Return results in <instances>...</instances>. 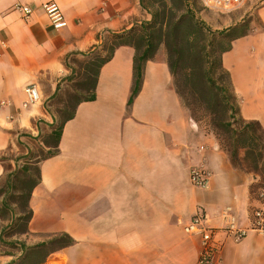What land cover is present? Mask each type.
<instances>
[{"label": "crops", "instance_id": "obj_1", "mask_svg": "<svg viewBox=\"0 0 264 264\" xmlns=\"http://www.w3.org/2000/svg\"><path fill=\"white\" fill-rule=\"evenodd\" d=\"M46 2L58 4L65 26L50 24ZM17 3L32 13L24 17L14 10ZM254 15L258 28L232 40L221 58L240 117L264 129V1ZM147 20L140 0H0V102L10 103L0 107V181L47 150L41 140L57 124L55 97L73 80V59ZM134 53L131 46L115 49L100 68L95 99L76 106L58 153L39 163L28 233L16 244L34 246L61 233L74 239L44 264H196L201 240L183 226L199 213L214 229V264H264V232L252 225L264 198L250 195L252 174L233 167L214 137L198 131L163 49L145 62L128 105ZM32 83L41 99L23 108L24 87ZM200 164L211 173L203 189L189 180ZM232 222L244 231L239 240L225 231ZM20 255L0 252V264Z\"/></svg>", "mask_w": 264, "mask_h": 264}, {"label": "trees", "instance_id": "obj_2", "mask_svg": "<svg viewBox=\"0 0 264 264\" xmlns=\"http://www.w3.org/2000/svg\"><path fill=\"white\" fill-rule=\"evenodd\" d=\"M188 3L189 0H140L142 9L146 13L150 11V20L142 21L128 32L108 35L84 59H73L76 69L72 81L75 82L68 96L74 99L71 111L41 140L47 150L41 149L34 159L25 161L0 181V244L5 243L3 238L28 233L32 218L29 200L40 182L39 163L58 153L64 123L74 116L80 102L95 99L100 68L120 46H131L135 51L134 84L128 105L139 91L145 62L153 60L162 47L175 91L190 119L197 127L205 120L232 166L257 178V185L252 182L249 191L252 197L261 199L259 194L255 196V188L264 191V129L258 122L240 117L231 78L221 58L222 53L230 49L232 40L249 31L232 34L236 26L229 33H215L196 19ZM215 34H219L221 40L214 42ZM14 207L20 208L19 211ZM5 221L8 223L3 226ZM74 243L72 237L61 233L34 246L23 242L6 244L12 248L16 245L21 251L19 258L9 264H44L49 255Z\"/></svg>", "mask_w": 264, "mask_h": 264}, {"label": "built area", "instance_id": "obj_3", "mask_svg": "<svg viewBox=\"0 0 264 264\" xmlns=\"http://www.w3.org/2000/svg\"><path fill=\"white\" fill-rule=\"evenodd\" d=\"M243 1L244 0H201V3L209 10L230 12L238 8ZM42 7L50 24L54 28L65 26L66 22L64 15L57 3L46 2ZM14 10L20 12L24 17H28L32 13V9L29 6L20 3L14 5ZM24 95L25 100L22 103L23 108L38 103L41 99L39 88L34 83L24 87ZM9 105V102H0V107ZM210 176V171L201 164L192 167L189 171L190 183L201 189L207 187ZM259 196L260 198H264V191H261ZM252 225L254 229L264 232V209L254 210ZM225 231L232 235L235 240H239L244 235V231L237 228L233 222L226 227ZM183 232L186 235L198 236L201 240V249L198 253L196 264H214L215 247L212 240L214 229L206 225L204 215L199 213L194 215L189 222L184 224Z\"/></svg>", "mask_w": 264, "mask_h": 264}, {"label": "rangeland", "instance_id": "obj_4", "mask_svg": "<svg viewBox=\"0 0 264 264\" xmlns=\"http://www.w3.org/2000/svg\"><path fill=\"white\" fill-rule=\"evenodd\" d=\"M264 0H244L243 3L236 9L230 12H218L214 10L206 9L200 0H189V3L192 8V13L196 17L197 20L201 21L206 27L210 28L212 31L219 32L220 29H224L225 26H228L234 22L237 23L236 30L232 34H238L242 32V30L251 31L253 29L258 28V20L254 15V9ZM170 4H168L169 7ZM150 12V11H148ZM147 12V14H148ZM232 15L238 16L237 19H233ZM151 16L148 14V20H150ZM221 40L219 34L214 35V42ZM162 49V47H161ZM76 67V66H75ZM72 83L66 85L65 87L61 88L59 94L56 97V115L57 120L60 121L62 117L66 116L71 111V106L73 104L74 99L68 98L69 94L73 92ZM198 131L202 134H209L212 135L215 139V135L209 131L208 126L206 125L205 120H202L200 125L198 126ZM216 140V139H215ZM45 152H42L44 155ZM242 155V153H241ZM22 165V164H21ZM253 176V174H252ZM254 178V176H253ZM253 184L257 185V178H254ZM254 185V188H255ZM262 191V189L255 188V196ZM16 212H18L20 208H16ZM8 221L4 222L5 226ZM19 236H12L3 238L5 243L0 244V252H11L16 251L17 246L15 245L13 248L6 245V244H15L18 243L17 238ZM14 249V250H13ZM17 257L16 259H18Z\"/></svg>", "mask_w": 264, "mask_h": 264}]
</instances>
